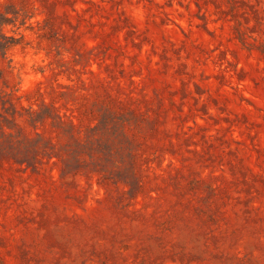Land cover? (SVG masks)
<instances>
[{
	"label": "rangeland",
	"instance_id": "1",
	"mask_svg": "<svg viewBox=\"0 0 264 264\" xmlns=\"http://www.w3.org/2000/svg\"><path fill=\"white\" fill-rule=\"evenodd\" d=\"M0 264H264V0H0Z\"/></svg>",
	"mask_w": 264,
	"mask_h": 264
}]
</instances>
